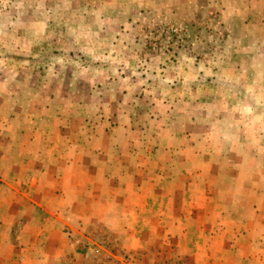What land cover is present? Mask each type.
Returning <instances> with one entry per match:
<instances>
[{"label": "rangeland", "instance_id": "rangeland-1", "mask_svg": "<svg viewBox=\"0 0 264 264\" xmlns=\"http://www.w3.org/2000/svg\"><path fill=\"white\" fill-rule=\"evenodd\" d=\"M71 1L0 0V264H264V0Z\"/></svg>", "mask_w": 264, "mask_h": 264}, {"label": "crops", "instance_id": "crops-1", "mask_svg": "<svg viewBox=\"0 0 264 264\" xmlns=\"http://www.w3.org/2000/svg\"><path fill=\"white\" fill-rule=\"evenodd\" d=\"M102 4L104 5V7L108 4V2H106V1H104V0H87L86 2H85V7L87 8V9H89V10H91L92 11V14L95 16V17H103V13H101V8H102ZM111 4V3H110ZM77 6H78V3L76 4V2H75V0H73V1H71L70 2V4H69V8L70 9H76L77 8ZM203 116L204 115H197V116H195V115H192V117H191V119H198V121H200V120H202V118H203ZM217 117H218V115H216ZM220 117H222V119H223V115H219ZM212 118V117H211ZM214 118V117H213ZM187 134H189V131H188V129H185L184 130V133L182 134V136L184 135L185 137H188V135ZM230 148H231V146H227V145H225V148H223V150L221 151V155H226V154H228L229 153V151H230ZM191 149H193L192 147H191ZM198 156H200V151H197L196 153L195 152H192V153H190L189 154V158H188V160L190 161V160H196L195 158L196 157H198ZM194 158V159H193ZM199 158V157H198ZM184 160H186V159H183L182 161H181V164H183L185 161ZM198 160H200V159H198ZM169 166L171 167V165L169 164ZM158 167V166H157ZM163 166H161V167H159V168H162ZM241 196H244L243 198H245V195H241Z\"/></svg>", "mask_w": 264, "mask_h": 264}]
</instances>
